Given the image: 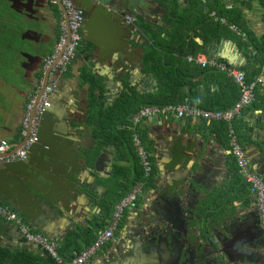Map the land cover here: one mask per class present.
<instances>
[{"label": "crops", "instance_id": "crops-1", "mask_svg": "<svg viewBox=\"0 0 264 264\" xmlns=\"http://www.w3.org/2000/svg\"><path fill=\"white\" fill-rule=\"evenodd\" d=\"M38 1L33 6L42 13L43 17L38 20L45 23L43 31L34 34V39L23 37L29 29H25L29 19L24 22L19 13L21 20L17 26L22 32L15 40L14 29L8 26L12 29V36L3 47L7 53L11 52L0 61V140L9 139L17 147L23 141L21 122L29 93L41 83L39 73L44 62L37 61L41 67H32L31 59L34 58L27 54L30 51L27 41L34 43L38 40L46 55L52 53L61 33V20L65 17L60 3L52 4L49 0H43L39 4ZM45 1L50 5L49 11L40 7ZM74 2L85 12L84 27L82 25L81 28L83 46L69 72L62 76L60 86L61 94L76 93L75 100L81 99L80 106L72 113L59 105L58 111L63 112L60 116L55 112L47 113L42 122L41 140L32 146L27 163L21 160L14 163L0 162V203L15 210L24 224L25 217L33 232L42 233L55 242L57 252L65 260L92 244V239L97 238L100 230L97 222L101 220L96 211L97 206L91 207L87 195L83 200L82 216L76 217L74 215L78 212L69 211V206L78 208L79 205L59 199L63 194L70 197V194L63 192L65 179L71 178L79 190L86 193L85 184H91L94 177L100 179V184H106V179L112 178L104 150L95 139L93 122L100 120L112 128V134L116 133V142H119V135L125 133L122 123L126 121L122 117L117 120L118 124L112 126L111 122L117 119L121 110L118 107L122 102L130 103L135 98L138 102L150 100L148 94L159 92L161 79L154 69L156 65L161 64L178 72L185 82L182 87L185 100L168 104L186 102L210 110H223L235 104L240 95V86L224 72L189 60L190 55L200 53L223 61L243 71L249 81L262 76V82L257 85L255 104L244 109L243 116L234 120V126L238 128L252 168L264 175V159L261 155L264 126L261 122L255 123L256 118L264 116V53L261 51L264 49V0H172L168 3L172 7L167 8V11H171L152 14L160 20H155L154 25H149L138 14L137 22L134 20L129 24L124 11L119 13L111 7L104 10V7L98 8L88 0ZM14 12L18 14L16 10ZM56 26L57 35L53 33ZM144 27H147L146 31H141L140 28ZM174 116L163 117L162 121L144 117L143 131L152 141L165 145L169 135H172L184 145L182 155L188 157L185 161L189 164L184 162L179 173H183L187 166H192L189 159L194 155L198 157V167L192 172L197 171L200 180L211 183L212 190L201 199L197 216L201 215V210L204 215H217L221 206L232 208V199L242 200L247 196L249 199L246 202L242 200L243 208L259 209L257 199L240 173L233 155L229 122ZM63 125L65 131H62ZM257 132H261L258 137ZM70 134H74L76 139H69ZM249 137L253 140L250 143ZM115 147L119 148L117 145ZM163 148L167 155H159V159L163 160L165 156L170 161V146ZM200 164L202 169L198 171ZM184 175L185 172L182 179H186ZM114 182L111 185L113 192L101 188V199L97 202L100 204L98 206L111 212L108 219L114 210V207L109 210V202L114 204L121 200L131 191L133 184L126 185L120 191L117 189L119 184ZM80 186L84 187V191ZM29 205L34 206L30 211L27 209ZM55 207H61L58 212L68 215L73 223L59 217L58 213L53 218L51 213L57 212ZM40 213L42 216L38 219ZM103 218L107 219L105 215ZM108 219L106 223H109ZM0 223V264H58L42 245L32 241L29 244L16 221L0 216ZM54 227L63 232V236L53 233ZM93 263L91 260L86 262Z\"/></svg>", "mask_w": 264, "mask_h": 264}, {"label": "flooded vegetation", "instance_id": "flooded-vegetation-1", "mask_svg": "<svg viewBox=\"0 0 264 264\" xmlns=\"http://www.w3.org/2000/svg\"><path fill=\"white\" fill-rule=\"evenodd\" d=\"M2 1H5L7 3V9L4 13L5 15L4 20L11 21L12 16L8 12V8L11 7V2L9 0H0L1 4ZM14 1H15V6L17 8L22 9V7H24L23 13L25 14V18L27 20L29 19V24L26 25L25 29L34 28L38 31L41 30L43 31L45 23L41 22V20H36L38 18L41 19L43 17L41 11L38 8L34 7L32 3L23 4L19 0H14ZM42 2L43 0L38 1L39 4H41ZM57 32H58V26L55 27L53 33L57 35ZM36 41L39 42L38 40ZM27 44H28L27 48L28 50H30L28 51L27 54H29L32 58H34L31 59L33 63L32 67L40 66V64L37 63V61L42 62L47 56L43 51L42 46H39L40 44L36 45L35 42L32 43L28 41ZM82 46H83V37H82ZM82 46L78 49L74 58L77 56V54H79ZM72 62L69 64V66H67V68L63 72H59L56 75V86L51 95L50 105L46 108L47 112L50 110H54L56 114L57 113L56 109L58 110L59 105L63 106L65 110L66 109L68 111L71 110L72 113L78 110L81 99L79 98L78 100H75V97H77L76 93H71V95H67V93L61 94L62 92L60 86L61 78L62 76H64L65 73L67 74L69 72ZM39 74H40L39 82L42 79L45 82L46 78L44 76L43 69H41V72ZM152 93L153 92H151V94H148L147 92L146 94H148L147 96H150L152 95ZM255 101L253 102L254 104ZM253 103L251 104L252 106L254 105ZM251 105H249V107ZM59 112H60L59 115L63 113L62 111ZM137 113L138 111L134 113H130L129 115H127L128 120H126L125 123L124 122L122 123L124 124L123 130L125 133L120 135L118 134L119 142H116L117 135L116 133L112 134V130L103 131L100 134V136H95V139L98 141L100 148L104 150V155L109 163L108 164L109 169L112 170V174H113L112 178L109 177V179H106L108 181L106 182V184H100L99 182L100 179H97L96 177H94L91 184L88 183L85 184L86 194L91 197L89 203L91 204V207L97 206L96 211L98 213V216L101 217L99 218L101 220L97 222L99 229L102 230L108 225V221L106 223L105 220L108 219L111 213L108 211L107 208L103 209L102 207L98 206L100 204H97V202H99L98 199L100 198L102 187H105L107 191L113 192L114 190H112L113 188L111 187V185L115 180L114 183H116V185L119 184L118 186L119 188L117 189L121 191L123 187H126V185H130L131 183H133L135 177L137 175H140L142 172H143V179L136 181L135 184H137L138 182H143V186L141 191L138 192L134 202L124 210L122 219L120 221L117 230L114 233L113 238H111L106 245H104L94 256H92L88 260V262L90 260L91 262L92 261L95 262L98 259H103L105 258L104 256L106 255L107 256L118 255L119 258H122L125 252H127L126 249L129 245V242H126L125 241L126 239H124V237L127 235L131 240L134 238L135 242H137L136 252L137 254H139V258L137 259V264H141L140 260L142 261V264H173L174 261L177 262V259L181 264H236L228 260L225 257V255L221 253H216V250L219 249V245L214 240V235L212 233L213 230L215 229V226L219 227V229H222L223 227L220 221L215 220L217 215L214 214L215 216L214 215L212 216L211 214H207V215L203 214L202 216H200L198 214L197 218H198L200 242L186 240L184 229L180 228L179 225L175 227L173 226L169 227L166 224L157 221L156 219L157 209L160 210L164 207H168L170 205L169 199H173L170 196L171 194L170 189L173 187V183L171 181L175 180L176 182H180V183L184 182L181 176H183L184 172L185 174H187V172L185 170L183 171V173L182 172L179 173V171L182 169L181 167L184 165V162H186L185 160H188V157L185 156V154L182 155L183 149L185 147L182 143L181 144L179 143L180 141L176 138V136L169 135L164 145V143L158 142L156 140L152 141L148 135H144L143 130L145 129H143V123L145 121V118H142L138 122H135L134 117ZM168 115H162V117H166ZM45 117L41 119L39 124V130H38L39 136L42 128V122L45 120ZM255 120H256L255 121L256 124L261 122V125L264 126V116H261L260 118H256ZM93 127H95V124H93ZM262 130L264 132V129ZM236 131L238 134L239 141L246 152V149L243 144V140L241 139L237 127H236ZM251 132H253V134L255 133L253 129ZM260 134L261 132H257L256 137H258ZM136 136L139 138L140 143L145 148L146 155L150 163V171L148 173L144 171L143 163L139 155L137 145L135 143ZM251 140H252L251 137H249V143L251 142ZM116 145L119 146V148L115 147ZM161 145H163L165 148L168 145L170 146V154H171L170 161H168L167 158H165V156L162 157L163 160L159 159V155H167V153L163 151L164 148L162 149L163 146L158 149V147ZM186 153L189 154L188 152ZM261 155H263V159H264V147L261 150ZM189 160L194 161V163L191 164L192 165L190 167L191 170H188V173L190 174L192 171L197 169L198 167L197 164L199 161H198V157L195 155L193 156V158ZM249 161L251 165L250 157H249ZM102 162L103 161H101V163ZM186 164L187 165L189 164L188 161L186 162ZM93 175L95 176L94 173ZM135 184H132L131 189ZM83 186L82 187L80 186V188L84 191ZM246 192L249 193L248 190H246ZM247 199H249V196H247L245 199L242 200L246 202ZM238 200H239L238 198L232 199L231 202L232 204L237 205ZM117 202L114 204L113 202H109V210L113 209L112 207H115ZM234 205L232 206V208H235ZM243 206L244 204H241V208ZM161 214H163L162 217H166L165 215H167L168 213L160 210V216ZM104 215L107 217V219L103 218ZM134 219L135 221L134 223H132L131 221ZM136 219L139 220V222L141 223L138 224L136 222ZM175 229L176 231L175 233H173ZM160 233H165L166 236L162 237L160 236ZM171 233H173V236H170ZM217 234L221 235L220 232H217ZM115 243L118 244L119 246L117 247V252L114 253L112 252V250L114 248Z\"/></svg>", "mask_w": 264, "mask_h": 264}, {"label": "built area", "instance_id": "built-area-1", "mask_svg": "<svg viewBox=\"0 0 264 264\" xmlns=\"http://www.w3.org/2000/svg\"><path fill=\"white\" fill-rule=\"evenodd\" d=\"M50 2L52 4L60 3L65 11V17L62 18L60 23L61 33L55 42L53 52L48 54L43 62L46 81L44 82L42 79L41 83L29 93V99L21 122L22 144L17 147L9 139L0 140V162L9 163L15 160H24L29 156L32 146L40 141L39 124L46 108L50 105L51 95L56 86V75L59 72H63L69 66L76 52L82 46L83 36L81 28L85 19L84 10L74 0H50ZM126 20L129 24L134 21L133 17L129 15L126 16ZM254 52L256 51L254 50ZM188 59L197 61L203 67L218 69L233 78L240 86V95L235 104L223 110L205 109L186 102L164 106H145L138 111L134 120L138 122L144 117L152 118L159 115L172 114L179 118L228 121L233 155L240 173L250 186V191L256 196L264 228V176L252 169L234 126V120L241 118L244 109L255 101L257 85L262 82L263 78L262 76H258L255 80L249 81L245 73L238 68L229 66L216 58L203 56L200 53L190 55ZM135 143L143 163L144 171L148 173L150 171V163L145 148L137 136L135 137ZM142 186L143 182L135 184L131 191L117 202L108 225L98 232L95 241L86 246L82 251L75 253L68 260H65L57 252L55 242L50 241L42 233L33 232L28 225L23 223L17 212L9 206L0 203V216L10 221H16L25 238L46 248L55 257L58 264H86L92 256L113 238L124 210L134 202Z\"/></svg>", "mask_w": 264, "mask_h": 264}, {"label": "water", "instance_id": "water-1", "mask_svg": "<svg viewBox=\"0 0 264 264\" xmlns=\"http://www.w3.org/2000/svg\"><path fill=\"white\" fill-rule=\"evenodd\" d=\"M21 3H27L30 1L33 5H36L37 0H19ZM48 1V0H47ZM91 2L92 5H95L96 7H104L105 8H113L114 11L117 10V12H125V16L129 15L132 16L134 20L137 22V14L140 16H143L145 21L149 23V25H154L153 22L160 21L157 20L154 16H152L153 13H159L160 11L165 12L167 11V8L172 7L168 6V3L172 2V0H88ZM11 2V8L15 9L18 13L21 14L22 19L24 22H28L27 19H25V14L23 13L24 9L17 8L15 6V1L10 0ZM50 2V0H49ZM180 2V1H179ZM46 1L44 2V5H41L40 7L45 8L47 11L50 9V5ZM171 11L169 9L167 12ZM27 12V11H26ZM38 20V19H36ZM156 23V22H155ZM138 25L137 23H135ZM144 29L146 31L147 27L140 28L142 31ZM152 29H154L152 27ZM41 33L40 31L29 28L25 31L23 34V37H29L34 39V34ZM83 35V34H82ZM35 44L37 45L38 42L35 41ZM47 110V109H46ZM43 114V117L47 115L48 112H55L54 110L46 111ZM57 115H59V111L56 109ZM60 116V115H59ZM175 117V116H174ZM154 120H163L162 115L153 117ZM170 118H173V116H170ZM62 131H65L64 125L61 126ZM65 133V132H64ZM72 135V136H70ZM69 139L74 140V134H70ZM88 138L91 139V137ZM37 142L36 144H38ZM32 150V149H31ZM31 153V151H30ZM29 153V155H30ZM248 159L249 154L246 150ZM19 161L15 160L12 163ZM22 162L27 163L29 161V156L25 158L24 160H21ZM194 161H191V164H193ZM11 164V163H10ZM199 167L198 171H201L202 164ZM191 167V166H190ZM187 166L184 168L186 171L190 168ZM188 168V169H187ZM85 169V168H84ZM85 171V170H82ZM261 175L260 172H257ZM188 174V172H187ZM187 174L185 176L186 179H183L184 182H176L175 180H172L173 187L170 189L171 194L170 196L173 199L170 200V205L168 207H164L160 210L163 212H167L168 214L165 215L166 217H162L163 214L160 216V210L157 209L156 212V219L160 223L166 224L167 226H177L179 225L180 228L184 229L185 232V239L189 241H195L200 242V235H199V229H198V218H197V207L201 203V199L206 197L208 193L212 190V185L207 184L205 181L200 180L198 176L199 173L192 172L190 176L187 177ZM264 176V175H263ZM66 186L63 187V192L70 194V197L67 198V196H61L59 197L62 202H65V199L72 203L73 205L78 204L79 207L76 208V206H69V211L73 213V211L78 212L79 214L74 215L76 217L82 216L81 210L82 207H84L85 202L83 200L86 197L85 192H81L79 190V187H77L74 180L71 178L65 179ZM87 198L91 200V197L87 195ZM241 204H243L242 200L239 199L237 201V205L234 209L225 206H221L220 209L217 211V216L215 220L220 221L223 225L222 229H219V227L215 226V229L213 230L214 240L218 243L219 249L216 250V253H221L225 255V257L236 263V264H264V228L262 226L261 221V213L260 210L254 209L249 210V207L244 209L241 208ZM62 206H64L62 204ZM34 206L29 205L27 209H32ZM57 212H52L51 216L54 218V216H58L66 219L68 222L73 223L72 219L68 217V215H65L63 213L58 212V210L61 211V207H55ZM47 208L44 206V210ZM42 216L40 213L38 215V219ZM24 218V222L31 228V224L28 223V220ZM135 219L131 222L134 223ZM136 222L139 224V220L136 219ZM1 226V223H0ZM185 227V228H184ZM174 229V228H173ZM132 230V229H131ZM176 229L173 231L175 233ZM1 232V227H0ZM53 233L58 234V236H63V232H59L57 230V227H54L52 229ZM217 232H220L221 235H218ZM21 233V232H20ZM173 233L170 234V236H173ZM22 234V233H21ZM160 236L165 237V233H160ZM126 239V242H129V245L127 247V252L123 255L122 258H119L118 255H106L103 259H98L93 264H137V259L139 258V254H137L136 245L137 242H135L134 238L131 240L127 235L124 237ZM128 240V241H127ZM61 240H59L60 242ZM29 244L32 243L29 241ZM61 243V242H60ZM118 244H114V248L112 252H117ZM111 252V253H112ZM113 254V253H112ZM235 256V258H234ZM239 256V257H237ZM141 264L142 261L140 260ZM173 264H181L179 260L177 259V262L174 261Z\"/></svg>", "mask_w": 264, "mask_h": 264}, {"label": "trees", "instance_id": "trees-1", "mask_svg": "<svg viewBox=\"0 0 264 264\" xmlns=\"http://www.w3.org/2000/svg\"><path fill=\"white\" fill-rule=\"evenodd\" d=\"M4 13H5V7L2 1V4L0 5V61L2 58L4 59L7 58L8 54L11 52L8 51L7 53L6 48L3 47L9 42L10 37L12 36V29L8 28L9 24L6 22V20H4V16H5ZM232 22H234V20H232ZM6 23L8 24V26L6 25ZM259 45H262V43ZM257 48H262V47L257 46ZM261 51L264 53V49H262ZM262 59L264 60V56H262ZM0 66H1V62H0ZM154 69L157 70L158 77L161 79V86L159 92L157 94H152L148 96L150 100H146L143 102H138L137 98H135L136 100L131 101L130 102L131 104L126 101L122 102L118 107V109L121 110L120 112H118V115L116 116L117 119L111 122L112 126L118 124L119 122L117 120L121 119L122 117L124 121H126L127 115L139 111L140 108L145 105H165L168 103L183 102L185 100V93L182 92V87L185 84V82L182 80V77L178 74V72H175L172 69H169L168 67H165L164 65L161 64H159L158 66L156 65ZM191 100L193 99L191 98ZM96 121L94 123L95 136H100V134L104 130L112 129L104 125L102 121L100 120H96ZM141 179H143V172L135 177L133 184H135L136 181H139ZM200 213H202V210L200 211ZM94 239H92V243L95 241Z\"/></svg>", "mask_w": 264, "mask_h": 264}, {"label": "rangeland", "instance_id": "rangeland-1", "mask_svg": "<svg viewBox=\"0 0 264 264\" xmlns=\"http://www.w3.org/2000/svg\"><path fill=\"white\" fill-rule=\"evenodd\" d=\"M3 5H4L5 9H7V3L5 1H3ZM14 11H15L14 9L8 8V12L12 16L11 21L8 24H9V26L13 27V29L15 31L14 32V34H15V38L14 39L17 40L18 37H20L19 36L20 33L22 32V29H19L18 26H17V23H20L21 16H20V14H16ZM8 24L6 23L7 26H8ZM12 99H10L9 101H11ZM200 214H201L200 216H202L204 213L202 212Z\"/></svg>", "mask_w": 264, "mask_h": 264}]
</instances>
